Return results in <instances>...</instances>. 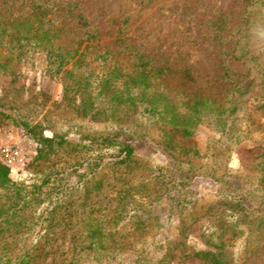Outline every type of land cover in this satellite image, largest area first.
Returning a JSON list of instances; mask_svg holds the SVG:
<instances>
[{"label": "trees", "instance_id": "1", "mask_svg": "<svg viewBox=\"0 0 264 264\" xmlns=\"http://www.w3.org/2000/svg\"><path fill=\"white\" fill-rule=\"evenodd\" d=\"M247 1L239 20L220 13L207 21L206 49L219 70L208 90L192 86L191 66L178 69L133 44L127 18L113 22L119 28L107 47L77 0H0V74L16 76L17 66L42 58L46 75L64 86L57 107L79 120L77 141L100 154L113 151L88 162L93 176L81 183L80 205L88 207L81 215L86 225L68 246L24 242L38 199L0 163V264H173L178 252L180 264H247L264 255V46L256 45L264 0ZM48 99L41 91L27 103H0V126L11 123L32 137L37 160L70 144V131H57L69 117H52ZM98 123L106 129L92 131ZM203 130L211 135L200 144ZM245 141L262 153L234 171L231 155ZM143 153L167 161L155 166L141 159ZM53 178L44 182L48 193L61 189ZM202 181L210 182L214 198L207 205L193 190ZM74 204L61 198L54 211L72 206L75 212ZM205 219L198 241L188 230ZM150 231L152 242L121 241Z\"/></svg>", "mask_w": 264, "mask_h": 264}, {"label": "rangeland", "instance_id": "2", "mask_svg": "<svg viewBox=\"0 0 264 264\" xmlns=\"http://www.w3.org/2000/svg\"><path fill=\"white\" fill-rule=\"evenodd\" d=\"M77 1L84 6L91 22L99 27L103 46L110 47L118 32L119 26L113 22L127 18V36L133 44L145 46L148 52L156 55V58H160L162 54L178 69L191 66L196 70V82L192 86L208 90L216 85L219 70L206 49L207 21L220 13H226L237 21L248 5L247 0H147L146 4L141 0ZM260 32L264 35V27ZM261 35L257 36L258 47L264 46V37ZM14 72L16 76L0 74V103L8 104L12 100L19 104L27 103L33 95L44 91L49 97L47 110H50L51 116L60 119L69 117L64 119L63 124L58 125L57 131L63 130L62 133L70 131L69 145L55 147L54 152L48 154L45 159L37 160L39 146L32 137L11 123L0 126V163L11 169V179L16 185L35 194L34 197L38 199V204L32 209L33 218L30 224L32 230L24 242L35 244L56 242L57 246H68L70 242L77 241L75 232L86 225L81 222V215L88 207L81 208L80 205L84 204L81 183L93 176V170L87 168L88 162H93L102 154L109 157L113 151L100 154V149L96 146L85 148L86 143L77 141L79 120L69 109L57 107L64 99V86L60 79L46 75L45 62L42 58H38L31 66H17ZM16 89L20 93L14 92ZM41 100L40 98L39 101ZM63 112L66 115H62ZM82 125L85 130L90 127ZM93 127L94 132L103 131L107 124L98 123ZM46 135L51 137L52 133L46 132ZM210 135L207 130L201 131L199 143H205ZM261 153L262 150L255 148L252 142L245 141L232 153L229 166L232 170L238 171L242 165L252 164L254 158ZM142 156L141 159L146 163L155 166H162L167 161L161 155L147 156L143 153ZM51 175L59 180L58 186H61V189L57 192L50 190L51 193H48V185L44 182ZM193 190L200 205L213 202L210 182L202 181L194 185ZM61 198L75 203L73 206L75 212L70 211L72 206L67 212L65 209L54 211L55 204ZM169 226L176 236V222L170 223ZM205 227L206 219L188 230V234L197 236L196 240L201 241L200 236ZM47 234L50 235L49 238ZM153 237L154 234L150 231L141 236L127 235L121 241L135 242L134 239H140L138 242H152ZM62 254L60 251L56 258L62 260ZM178 254L173 264H180L181 253ZM48 259L52 257L49 256ZM181 264L202 263L191 260ZM247 264H264V255L251 258Z\"/></svg>", "mask_w": 264, "mask_h": 264}]
</instances>
